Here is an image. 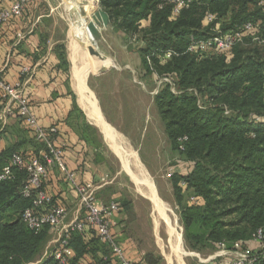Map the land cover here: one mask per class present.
I'll use <instances>...</instances> for the list:
<instances>
[{"label": "trees", "instance_id": "trees-1", "mask_svg": "<svg viewBox=\"0 0 264 264\" xmlns=\"http://www.w3.org/2000/svg\"><path fill=\"white\" fill-rule=\"evenodd\" d=\"M184 2L176 12L173 0H100L113 27L138 35L134 50L145 74L175 77L179 92L166 84L155 103L173 147L194 162L188 175L172 178L178 201L183 184L201 199L181 209L186 244L197 251L215 243L248 245L258 229L264 230V46L257 43L264 38V5L262 0ZM143 20L149 25L142 26ZM249 22L256 27L257 41L246 36L237 41L230 58L214 52L201 59V52L190 49L193 41L243 31ZM242 40L255 45L244 46ZM168 51L173 54L164 60ZM61 58L67 65L63 53ZM76 112L82 113L78 106ZM15 152L19 147L0 151V172ZM15 173L13 179L0 182V264H54L52 257L42 256L49 227L36 233L22 219L33 199L21 191L26 172L16 168ZM87 231L94 235L91 248L81 239ZM87 231L72 234L74 262L100 248L97 263L115 264L96 229ZM260 254L259 264H264Z\"/></svg>", "mask_w": 264, "mask_h": 264}, {"label": "rangeland", "instance_id": "rangeland-1", "mask_svg": "<svg viewBox=\"0 0 264 264\" xmlns=\"http://www.w3.org/2000/svg\"><path fill=\"white\" fill-rule=\"evenodd\" d=\"M81 5H84L83 2ZM95 7L96 3L86 5L87 10ZM82 13L85 14L84 10ZM82 13L79 8L77 16L80 21L72 25L74 58L79 63V84L85 94V98L81 100L87 109V104L90 105L94 116L99 117L108 129L93 124L84 106V114H78V127L88 125L85 131L96 147L97 160L104 168L106 180L111 181L106 187L110 191L108 196L121 204L120 213L123 218L119 223L123 226H119V231L123 236L118 239L119 243L123 245L126 242L132 246L130 251L127 248L125 250L129 255L140 256L142 264H177L176 259L171 257H178L180 253L183 264H209L213 258L215 261L223 260L225 264H232V253L219 254L222 250L220 243L200 251L193 250L186 244L181 209L185 204L197 203L201 199L194 196L184 184H180L182 200L178 201L172 178L174 174L188 175L194 168V162L186 159L173 147L155 103L156 94L166 84L176 93L179 92L175 77L159 76L157 73L145 74L141 69L140 56L134 50L139 44L137 34L130 36L110 24L107 30L99 32L101 36L96 38L97 43L93 41L87 27V17L84 18ZM69 14L73 19L71 13ZM210 18L208 16V21ZM255 28L253 25L252 29L241 31L244 33L242 38L252 37L254 42L257 41ZM234 34L226 32L223 35L228 38ZM253 41L249 40L246 44L244 42V46L254 47ZM80 42L85 47L81 48ZM257 43L264 46V38L261 37ZM90 46L108 58L102 57L98 52L91 54ZM233 46L193 51L201 52V59L214 52L223 53L230 58L233 55ZM166 55L167 52L162 56L164 60L168 59ZM104 69L106 71L102 72ZM161 81L163 82L160 84ZM75 91L79 99V93L76 89ZM87 119L91 124H85ZM106 119L110 125L106 124ZM133 160L138 166V175L135 167L130 164ZM138 180L142 183V191L137 184ZM152 192L159 196L171 212L160 209L158 202L152 199ZM229 246L227 247L232 249V245ZM53 247L49 243L42 256L52 257Z\"/></svg>", "mask_w": 264, "mask_h": 264}, {"label": "crops", "instance_id": "crops-1", "mask_svg": "<svg viewBox=\"0 0 264 264\" xmlns=\"http://www.w3.org/2000/svg\"><path fill=\"white\" fill-rule=\"evenodd\" d=\"M14 1L16 0H0V9L9 7ZM82 2L84 5H81ZM95 3L97 7L87 10L86 5ZM99 6H101L100 0H30L22 15L0 25V73L8 82L24 81L26 97L39 123L43 127H58V144L63 146L68 168L75 172L79 182H93L98 185V197L106 202L113 198H109L110 191L106 189L111 181L106 180L104 168L97 160L96 147L86 140L88 135L86 131L84 132V124L81 128L78 127L80 121H78L79 112H76V107H79L83 115L82 106L84 104L80 96L79 99L77 98L73 80L74 65H79V63L74 60L75 53L72 44L74 19L69 14L71 9L80 8L81 13L83 10L85 12L84 15L82 13L84 18L87 17L85 19L90 21L92 14ZM141 23L142 26H148L150 22L143 20ZM107 29L108 27L98 26L99 32ZM92 38L97 43L93 36ZM81 45V48L85 47V44L81 43ZM62 53L66 57L67 65L61 58ZM102 57L108 58L105 55ZM24 67L29 68L25 73L23 72ZM106 69L101 71L105 72ZM2 104L0 102V107H3L4 104ZM86 110L90 118L89 110L87 108ZM91 111L93 113L92 109ZM97 119L101 122L99 117ZM105 122L110 125L107 119ZM87 123L91 124L88 119L85 124ZM93 124L98 126L95 122ZM102 131L106 132L103 129ZM11 146L19 147V152L27 155H38L44 149L43 144L36 140L30 128L14 115L8 117L2 124L0 134V151ZM46 189L59 202L67 206V221L84 216V211L80 209L77 192L57 168L50 173L46 181ZM121 218L123 214L119 213L118 223ZM119 226L115 228L118 239L123 236V233L119 231ZM49 233L51 234L47 245L52 243L54 246L57 233L50 229ZM85 236L81 239L91 248L94 235L87 231ZM248 245L255 248L259 246L255 239L249 241ZM122 246L128 251L132 247L126 242ZM92 252L85 253L77 263L98 264L97 260L102 258V250L98 248ZM75 256L76 252L74 259ZM132 256L142 264L140 256ZM171 258H175L177 264H183L181 253L178 257L173 255ZM209 262V264H225L223 260L215 261L214 258Z\"/></svg>", "mask_w": 264, "mask_h": 264}, {"label": "built area", "instance_id": "built-area-1", "mask_svg": "<svg viewBox=\"0 0 264 264\" xmlns=\"http://www.w3.org/2000/svg\"><path fill=\"white\" fill-rule=\"evenodd\" d=\"M173 1L176 3V12L185 4L184 0ZM29 2L30 0H16L9 7L0 9V25L22 15ZM252 26V23H247L244 31L252 29ZM234 33L233 37L228 38L216 34L207 39L193 41L190 49L230 48L244 35L241 31ZM172 54V51H168L166 56L170 58ZM28 70V67H24L23 72ZM0 102L4 104L0 107V134L2 124L8 117L14 115L30 128L36 140L44 146L38 155L13 153L10 162L0 172V182L13 179L16 168L26 172L27 178L21 191L23 196L33 199V205L23 211L22 219L27 227L36 233L45 227L57 233L51 251L54 264H76L74 262L75 251L70 242L72 234L74 232L83 233L90 228L96 229L100 243L110 250L115 264H140L128 257L125 248L117 238L115 228L119 226L117 217L120 213V202L114 198L103 202L98 197V185L93 182L78 181L75 172L70 170L65 162L64 150L58 145V127H43L39 123L26 97L24 81L8 82L0 73ZM55 168L61 171L77 192L80 209L84 211L82 218L67 221V206L58 200L55 204L54 195L45 188L44 183ZM253 239L258 242V248L246 245L243 241H235L232 249H229L226 243H220L222 250L219 254L221 252L232 253L234 255L232 264H259L261 256L259 253L264 254V230L258 229ZM103 257L104 260H108V257Z\"/></svg>", "mask_w": 264, "mask_h": 264}, {"label": "water", "instance_id": "water-1", "mask_svg": "<svg viewBox=\"0 0 264 264\" xmlns=\"http://www.w3.org/2000/svg\"><path fill=\"white\" fill-rule=\"evenodd\" d=\"M71 15L73 16L74 22H79V18L77 16V10L71 9L70 10ZM111 24V18L109 13L104 10L101 6L98 7V9L92 14V18L87 23L88 30L91 32L92 36L96 39L100 37L98 26L107 28ZM90 53L98 52L101 56L102 54L95 49L93 46L89 47Z\"/></svg>", "mask_w": 264, "mask_h": 264}, {"label": "bare ground", "instance_id": "bare-ground-1", "mask_svg": "<svg viewBox=\"0 0 264 264\" xmlns=\"http://www.w3.org/2000/svg\"><path fill=\"white\" fill-rule=\"evenodd\" d=\"M74 60L76 61V59L74 58ZM74 82H75V86H76V90L78 91L79 93V96L81 99H84L85 98V94L83 92V90L81 89L80 87V84H79V78L81 76V72H80V69H79V66L75 64L74 66ZM88 110H89V115H90V118L92 119V121H94L95 123L99 124L100 126H102L103 128L105 129H108V127L106 125H103L101 122H99V120L94 116V114L92 113L91 111V108H90V105H88ZM112 135H115V133L111 132ZM113 137V136H112ZM132 167H135V170H136V173L138 175V166L136 164V161L133 160L132 163H130ZM139 178V177H138ZM137 184L140 186V190L142 191L143 188H142V183H140V180H138ZM152 196V199H154L156 202H158V204L160 205V209L163 211L164 209L170 211V208L165 205L159 198V196L155 193V192H152L151 194ZM171 212V211H170Z\"/></svg>", "mask_w": 264, "mask_h": 264}]
</instances>
